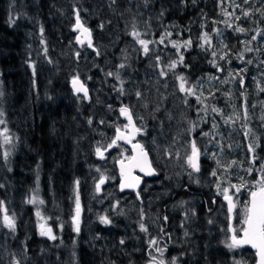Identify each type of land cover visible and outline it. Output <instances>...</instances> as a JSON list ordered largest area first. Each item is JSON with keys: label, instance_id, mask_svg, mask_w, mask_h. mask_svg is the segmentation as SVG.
<instances>
[{"label": "rangeland", "instance_id": "obj_1", "mask_svg": "<svg viewBox=\"0 0 264 264\" xmlns=\"http://www.w3.org/2000/svg\"><path fill=\"white\" fill-rule=\"evenodd\" d=\"M5 2L11 21L22 17L15 0ZM143 2L148 0L87 3L59 0L67 27L57 24V32L51 31L56 20L51 18L49 24L39 22L35 6L30 7L32 22L29 21V25L33 31L28 33V38L32 37L33 56L29 67L36 90L41 94L48 90L50 81L45 74L64 72L70 76L69 95H76L86 105L87 121L83 123L81 136V153L86 164L72 195V223L77 195L80 205L74 247L93 250L97 244L96 248H105L108 260L126 257L130 264L138 260L141 264H172L173 258L175 264H182L186 256L169 254L170 249L187 246L186 236L198 237L201 239L198 242L212 236L229 257L234 258L236 252L231 264H248V256L234 249L240 247L227 245L231 244L230 221L236 237L244 229L248 208L244 195L257 191L264 178V0L216 2L218 12L198 35L201 44L213 46L215 34L219 46L215 53L222 55L219 60H225L226 66L224 70L215 67L218 59L214 53L209 75L194 83L184 79L185 89H191L190 93L180 90L182 81L174 73L178 67H186L185 54L193 49V44L175 38L168 27L162 26L156 10L150 5L145 9ZM99 11L104 13L98 14ZM245 12L248 15H244ZM77 14L81 24L90 31L91 47L86 35L75 27ZM241 28L244 31H237ZM133 31L139 33L138 38L132 35ZM78 36L83 43L77 42ZM138 39L149 42L147 53ZM172 62H176L175 68L170 67ZM74 77L87 89L86 98L71 89ZM137 92L141 93L139 97ZM56 96L60 98L61 92ZM123 106L130 110L131 123L128 116L120 112ZM6 127L0 123V202H3L0 206V264H13V260L30 264L24 259L19 244L11 246L14 231L4 226L3 217H14L16 225L29 205L33 225L39 233L41 227L50 228L39 210L41 200L37 190L23 195L18 193L20 191L13 192L16 188L6 177L9 154L5 158L4 154L8 153L5 136L9 138L7 144L12 146ZM118 129L125 134L133 130L132 142L148 154L158 173L156 177H143L141 187L134 192L120 190L117 162L128 161L132 152L116 139ZM113 140L116 144L109 148ZM193 143L199 153V171H194L187 163ZM249 145L254 147V152L249 151ZM97 147L102 151L107 149L103 158L96 155ZM233 150H247L249 156L244 162L234 163ZM203 158L211 163L207 173L201 165ZM101 176L106 184L97 192L96 184ZM224 189H228L227 194L235 204L234 217L227 204L218 202L225 197ZM182 191L188 194L186 200ZM200 196H212L213 200L204 202ZM201 205L204 208L199 211ZM101 216L108 217L111 223H101ZM141 223L146 231L141 230ZM65 225L64 222L59 224L61 228ZM153 240L155 244L150 243ZM190 248L180 251L185 249V253L199 259L198 252L187 250ZM57 262H60L58 258Z\"/></svg>", "mask_w": 264, "mask_h": 264}, {"label": "trees", "instance_id": "obj_2", "mask_svg": "<svg viewBox=\"0 0 264 264\" xmlns=\"http://www.w3.org/2000/svg\"><path fill=\"white\" fill-rule=\"evenodd\" d=\"M87 1L99 0H83L85 3ZM217 1L148 0L142 3L145 9L150 5L156 10L162 19V26L168 27L175 38L193 44V49L185 54L186 67H178L174 73L188 80L189 83H194L198 78L206 77L212 72L213 54L219 48L216 36L214 34L212 46L211 43L201 44L198 34L210 24L214 14L218 12ZM15 2L17 11L22 17L11 21L9 9L4 6L7 2L0 0V112L3 113L0 115V120H3V125L7 126L5 132L10 135L12 142V146L6 143L9 154L6 177L10 185L16 188L13 192L20 191L18 193L23 195L29 190H37L41 200L39 210L56 238L53 240L40 235L39 230L33 225L32 207L28 205L16 222L14 238L10 240V244L11 246L19 244L24 259L30 264H130L126 257L121 260L119 258L108 260L105 248L103 250L96 248L97 244L93 250L74 247L73 240L76 235L71 221L72 195L76 182L83 177L81 171L85 162L81 153L83 144L81 136L83 123L87 121L86 105L82 104L76 95H69L70 76L64 75V72L45 74V78L50 81L48 90L43 91V94L36 90L29 67V63L32 62L30 58L33 56L31 52L33 45L30 43L32 37L28 38V33L33 31V27L29 25V21L32 22L31 5L35 6L38 21H45L47 24L52 23L51 18L57 21L51 27L52 32H57L59 29L57 24L66 28L67 20L60 10L59 0H37V3L34 0H15ZM102 13L104 12H98V14ZM221 56L215 53V59H218L215 67L224 70L226 61L219 60ZM59 92L61 97L57 98ZM236 151L231 152L233 162L246 161L249 156L248 151ZM201 165L207 173L211 163L203 158ZM1 182L0 177V184ZM187 186L183 188L186 190ZM182 193L184 194L185 191ZM185 195L184 200L188 198V194ZM248 196V193L244 195L247 199ZM200 197L204 202L206 199H210V202L213 200L212 196ZM218 202L220 203V200ZM202 208L204 206L201 205L198 210ZM61 222L66 224L65 227L59 226ZM186 238L187 246L183 243L185 249L191 247L187 250L198 252L199 259L185 253V249L180 251L184 247L170 249L169 254L173 253L176 257H179V254L186 256L182 264H231V259L236 258V252L233 258L222 250L215 240L216 237H207V240L203 239L201 242H198L201 240L198 237L186 236ZM223 248L227 249L225 246ZM234 249L248 256V264H254L255 257L252 251L243 248ZM57 258L60 262H57ZM136 264H141V260Z\"/></svg>", "mask_w": 264, "mask_h": 264}, {"label": "snow or ice", "instance_id": "obj_3", "mask_svg": "<svg viewBox=\"0 0 264 264\" xmlns=\"http://www.w3.org/2000/svg\"><path fill=\"white\" fill-rule=\"evenodd\" d=\"M114 2V0H113ZM244 15H248L247 12L244 13ZM76 28L80 29L82 31L83 34L86 35V37L90 38V31L87 28H84L83 25L81 24L79 15L77 14L76 17ZM101 27H103V25H101ZM237 31H244V29H237ZM132 35L134 37H139V33L133 31ZM253 39H255V37H253ZM77 41L80 43H83V41L81 40V37L78 36L77 37ZM138 43L141 44L144 48L145 53H147L149 51L148 49V41L142 40V39H138ZM91 41L89 39V47H91ZM246 50H251V49H246ZM159 59V58H157ZM249 63H251V61H249ZM124 65H121L120 67H123ZM176 66V62H172V64L170 65L171 68H175ZM108 75H112V73H109ZM161 75H164V73H161ZM178 79H180L182 82L180 84V90L181 91H188L189 93L192 91L191 89H185L184 84L186 83V81L184 80L183 77H179ZM79 85V86H77ZM73 88L76 92H83L85 98L88 95L87 89L84 88L83 84L80 83L79 79L74 77L73 78ZM123 90L121 89V92ZM137 97H139L141 95L140 92L136 93ZM120 112L122 115H126L128 116L129 119V123H131L132 118L130 115V110L127 106H123L120 109ZM3 113L0 112V115H2ZM0 123H3L2 120H0ZM89 123H91V120H89ZM136 131H139V129H136ZM117 132L119 133V129L117 130ZM119 138H123L120 137L118 135L117 137ZM9 142V138L7 136H5V143ZM116 144V140L112 141V144H109L108 147H112L113 145ZM254 147L252 145H249V151H253L254 152ZM104 151H107V149H104L103 151L101 150V148L97 147L96 148V155L103 158V154ZM5 158L7 157L8 153H5ZM145 157V161H146V153L144 154ZM198 157H199V153L196 149L195 143H193L192 145V154L190 156H188L187 159V163L188 165L194 170V171H199V164H198ZM262 168H264V166H262ZM141 170L144 171L145 169L143 167H141ZM154 170L151 169L150 165L148 167V171L146 174L151 175L152 172ZM251 171V169H250ZM125 175V171L124 168L122 166L121 169V176L123 177ZM213 176L216 175L215 171H213L212 173ZM139 182L138 178H137V183ZM77 184L79 183L78 181L76 182ZM104 183V177L101 176V179L99 180V182L96 184V191L99 192L100 191V186ZM244 185H241V187H243ZM126 187H135L134 184L131 183H127L125 180L122 179L121 181V188H126ZM219 187V186H218ZM235 187V186H233ZM237 191H239V188H237ZM228 193V189H224V194H225V199L228 201V211L229 213L232 212V209L235 207V205L232 203V198L227 194ZM251 207L246 209V219L244 221L246 227L244 228V237L242 239H237L235 235L232 236V243L228 244L227 246L229 248H234L237 247L241 244H248L251 243L253 245V247H256L259 249L258 254L260 255V264H264V178L261 179L260 181V187L258 188L257 191H253L251 193ZM31 202V201H29ZM3 202H0V206H2ZM79 212H80V205H79V196L77 195L76 197V215L73 216V226L74 229L78 232L79 231ZM100 221L103 224H109L111 223L110 219L106 216H101L100 217ZM3 224L5 227H7L8 229L14 231L15 230V219L14 217H10L8 215H5L3 217ZM140 228L142 231H146L145 226L143 223L140 224ZM229 230L232 231L231 226L229 227ZM40 235L41 236H47L49 239H55L56 237L54 235H52L51 229H45L43 227H41V231H40ZM185 235H187V233H185ZM124 241L121 240V243H123ZM151 244H155L156 241H151ZM13 264H19L18 260H13ZM162 264V262H161ZM172 264H175V258H173V262ZM236 264H239V262H236Z\"/></svg>", "mask_w": 264, "mask_h": 264}, {"label": "water", "instance_id": "obj_4", "mask_svg": "<svg viewBox=\"0 0 264 264\" xmlns=\"http://www.w3.org/2000/svg\"><path fill=\"white\" fill-rule=\"evenodd\" d=\"M84 27V26H83ZM85 28V27H84ZM78 29V28H76ZM81 33L82 31L80 29H78ZM83 34V33H82ZM85 35V34H84ZM88 38V37H87ZM89 39L88 38V45H89ZM91 40V39H90ZM78 42V41H77ZM80 43V42H78ZM81 44V43H80ZM79 86V85H77ZM71 89L77 93V94H82L84 95L83 92H76L73 88V83L71 84ZM88 96V95H87ZM118 135L120 137H123V138H117ZM116 139L123 143L124 145H126L127 147H129L131 149V152H132V156L131 158L128 160V161H118L117 162V168L119 170V174L121 175V169H122V166L124 168V171H125V175L122 177L121 176V181L122 179L125 180L127 183H131V184H134L135 187H126V188H121V181H120V190L121 191H125V192H134V191H137L141 185H142V181H143V177H147V178H151V177H156L158 175V173L156 172V170L152 167L151 163H150V159L148 157V154L141 150L140 146L136 143H131V141L134 139V132L132 129H130L129 131V134H125V133H117L116 134ZM146 153V161H145V157H144V154ZM151 167L152 170H154L152 172L151 175H148L146 174L147 171H148V167ZM141 167H143L145 170L142 171L141 170ZM137 178L139 180V182L137 183ZM104 183H105V180H104ZM103 183V184H104ZM102 184V185H103ZM101 185V186H102ZM100 186V187H101ZM251 200H252V197L250 196L249 197V201H248V208L251 207ZM223 201L227 204V207H228V201L225 199V197L223 198ZM233 203V201H232ZM234 204V203H233ZM234 214V208L232 209V212H231V215L233 216ZM232 221H230V226H231V233H230V239L232 238V236L234 235L233 233V228H232V225H231ZM246 227V225L244 224V228ZM244 237V230L242 231L241 233V237L237 238L238 240L239 239H242ZM231 243H232V239H231ZM237 247H244V248H248L250 250H252L254 252V255H255V264H260V255L258 254L259 252V249L256 248V247H253V245L251 243H248V244H241Z\"/></svg>", "mask_w": 264, "mask_h": 264}, {"label": "bare ground", "instance_id": "obj_5", "mask_svg": "<svg viewBox=\"0 0 264 264\" xmlns=\"http://www.w3.org/2000/svg\"><path fill=\"white\" fill-rule=\"evenodd\" d=\"M106 184V183H105Z\"/></svg>", "mask_w": 264, "mask_h": 264}]
</instances>
